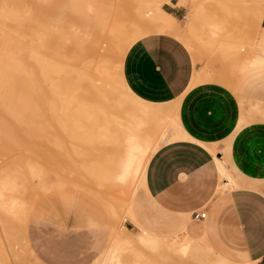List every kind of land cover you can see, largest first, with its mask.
Here are the masks:
<instances>
[{
	"label": "bare ground",
	"instance_id": "1",
	"mask_svg": "<svg viewBox=\"0 0 264 264\" xmlns=\"http://www.w3.org/2000/svg\"><path fill=\"white\" fill-rule=\"evenodd\" d=\"M45 1L48 2L51 0H0V132H2L0 134H3L6 139L8 138L7 140L9 141V144L5 142L6 144H8V146L6 145V147H9L10 145H14V146H17V148L18 146H20L23 148L26 147V149H30V150H35L39 147L41 148V146L42 147L45 146L46 141L44 143L42 142L44 141V139L45 140L47 139V143L50 145L51 142H54L53 139L51 141L50 135L57 133L56 136L58 137V132L59 134L61 133L60 135H62V133H66L64 135H66L65 138L67 139H69V136L72 137V139H69V140L64 141L62 139L59 141L60 143L61 142L67 143L66 141L70 143L69 141H71L70 144L73 145L74 149L78 147L76 143L78 144V142L79 143L83 142L84 145L83 143H81L82 146H80L79 144V146L82 148L86 144L85 140L89 139L87 140L91 142L89 144H92L93 142V144H95L98 147L99 157L96 160V162L93 164L87 163L88 166L82 165V169L86 170L85 172H83V178L87 179L89 182H92L95 184L97 183L98 185L102 187L104 186V188L106 186V187H113V188L119 187L121 188V190L126 189L127 192H129L128 195L127 193L126 195L129 197L130 196L129 194H131V197H130L131 199L129 198L123 210L131 218V220L135 223V219L133 215L132 199L136 192L137 186H141L145 184L147 169H148V165H149V162L152 156L162 146L166 145L167 143H171V142H174L180 139V135L178 132L180 130L182 131L183 128H182V125L180 124L179 117L176 116V114L175 116L172 114V111L170 110L171 107H169L170 104L166 107H163V105L161 104H154L153 102L152 103L147 102L139 98L137 95H135L130 90V88L125 82V79L122 73H120L119 71L113 73L111 71V67H110L111 62L122 63L124 46L128 45L131 42L130 37L132 36L134 37L138 34L137 30L132 28L133 32L129 33V30L127 31L129 26L124 27V22L120 23V25L118 26L116 23L115 25L117 27H115L114 30H111V26H113L112 23L110 26L111 21L108 22L106 21L107 19L103 20L104 22L106 21L105 23L106 25H107V22L109 23L108 25V27L110 26L109 30L112 31L111 32L113 34L112 38L114 37L112 43L114 42L113 45L115 46L113 47V49H111V51L109 49L110 55L106 57H103L101 55L99 56L101 58L106 59L104 60V62L101 63V65L95 64L93 61L94 60L93 56L95 57V55L99 54V48L97 47V44L95 42H97L98 46H100V43H101L100 40L105 38L104 37L105 35H103V33L101 34V29H99L100 31H98V33L96 32V30L98 29L96 30L89 29V31L84 30V32L86 33L88 32L87 34L88 38L86 37L87 35L83 33L86 39H81V40H80V37L82 33H79L77 31L80 36L78 35L79 38H76L75 35L73 37H69L68 36L69 33H64L63 31L64 33L63 37L64 36L65 37H64V40H61L63 38H60V42H61L60 45L67 44V46L65 47L61 46L60 49L65 48V50H62L65 52L64 54L63 53L61 54L59 52L57 53L56 52L57 50L54 49V51L56 50L54 53L52 49L51 51L54 53L53 54L50 51V49L52 48L54 39L48 36H50L49 33H52V34L55 33V35H57L58 32L56 31L57 34L56 32H49L45 36L46 29H47L46 27H50L49 25H56L55 22L56 20L58 21V18L56 19L57 16H60L59 19L61 20L63 18L66 19V17L69 16V18H67V21L69 20L72 21V22L69 21V23H71V26H74V24L76 26L78 23H74L73 18L70 15H66V16L65 14L62 15L63 12L59 10V8H57L56 6L52 5L51 2L48 3L49 4L48 5L47 2L45 3ZM69 1H73V0H69ZM76 1H80L78 3H83L84 5H86V7L87 5H89L90 10L92 11H95V10L101 11L102 10L101 8H100L101 10L98 7H95L97 9H92L93 7L91 8V6L100 5L99 7H101L105 0H76ZM251 1H252L251 2L252 11H249L250 12L249 19L252 21H256L258 26L262 28V30L264 31V25L262 24L264 20V0H251ZM140 2H142V5L144 7L143 11L140 10V8L142 7L141 5H140L141 7L137 6L139 5ZM235 2H238L240 4V2H243V0H235ZM123 3L124 4L128 3V5L131 4L128 0L126 1V3L125 2ZM135 3H138V4H135ZM134 4L137 6V8H139V10L136 9L137 12L139 11V13L136 12V16L134 15L135 11L133 10V3H132V6H131L132 9L129 8L130 6L128 7V9H131V11L125 9L127 7H124V13H127L125 11L127 10L128 14H124L123 21L126 18L125 21L130 22L132 15H134V18L136 19L135 22H141L143 20H159L163 24H170V23L177 24V22L179 21L175 15L166 11L158 3L151 6L149 5L150 3H147L146 0H138V1L136 0V2L134 1ZM76 6H79V5H76ZM89 7H87V12L91 14L92 12L90 13V11L88 10ZM194 7L197 13L192 16H187V21H186L187 26H193L192 24L194 23V20L196 21L199 17L202 16V13L201 12L199 13L202 7V0H196ZM74 9H77V8H74ZM107 9H104V10L107 12L108 11ZM59 11L62 12V14L60 12L62 16L59 14L57 15L55 14V12L59 13ZM103 11H101V13H97L99 14L97 16L98 21H95L96 18H93L95 16L92 17V15H95V14H91L90 17L92 18L90 17L89 18L91 21L92 19L94 21L91 22L88 18L89 23L90 22L92 24L95 23V25L96 26L98 25V27L103 26L102 19L104 18H102L101 16V14H103L102 13ZM132 11L134 13H132ZM77 12H79L78 9H77ZM85 12H86V9H85ZM106 12L105 14H107ZM52 14L55 19L51 21ZM110 15L112 16V13ZM73 17H75V15ZM76 17H77V14H76ZM86 17L84 19L87 21ZM64 19L62 21L59 20L58 22H60L61 24H64L63 22L65 21ZM250 20L248 21L251 22ZM52 22H54V24ZM131 22L133 21L131 20ZM72 23L74 24L72 25ZM90 25L88 24L87 26H90ZM195 26L196 25L193 26V29ZM103 27H102V30L104 31ZM125 28H126V31H125ZM217 28L215 26L216 30L219 29ZM90 30H92L93 32L97 34L100 33V35H96ZM215 33L219 34L220 32L216 31ZM61 34L60 35L58 34V38L59 36L62 37ZM92 34H94L95 36L92 37L93 36ZM97 36H99L101 39L100 38L98 39ZM91 37L95 38V40L97 39L98 41H95ZM108 39H111V37ZM260 40H261L262 46H264V34L263 36H261ZM58 42L59 40H57V43ZM110 42L109 44L108 43L107 44L109 46H112ZM70 43H73V44L75 43L77 45L80 43L82 45L83 43V46H84L83 48L85 49V51L84 50H81V51L85 53V57L88 58L92 56L91 60H89L90 58L89 59L82 58L83 62L85 60L86 61H85L84 72L81 74L77 72L74 68V65L71 64V60L72 59L76 60V58H72V56L70 55L74 53V52L73 53H70V52L74 51L75 48L78 49L79 45L75 48H72V50H70L69 52V49L67 47H69ZM219 47L220 48L218 49H220V53L221 51L222 52L225 51L224 54L221 53V55L222 54L224 55V56L222 55L223 58H226V59L231 58L230 61L225 59L226 61H228L229 64H231L232 63L231 61L234 60L235 58L234 57L235 54L233 52L235 50L233 49V45L229 46V50H227L228 48L227 49L223 48V45ZM236 47H237V44H236ZM66 48L68 51L66 50ZM221 48H223L224 50ZM239 50L240 48H237L238 53H240L241 50L243 49H241L240 51ZM49 51L51 52V54L48 53ZM230 54L231 56L229 57ZM241 54H243V51L241 52ZM63 55H66L68 57L67 59L70 62H66L67 61L65 59L66 57L64 58ZM69 57L72 59H70ZM222 57H220V59ZM254 58L252 57V59ZM262 58H264V56ZM60 59H63V60L60 61ZM236 59L241 60V58L239 59L236 58ZM62 61H65V63H68L70 66H68L67 64H64V62L62 64L61 63ZM237 62L241 66L240 62L236 61V63ZM263 63H264V60L255 59L251 61L250 64L253 65V67L255 66L264 67ZM230 68L232 67L230 66ZM240 68L241 67H239V71H241ZM199 72H198V75L201 73ZM202 74H205V73L202 72L201 75ZM223 75H224V72H223ZM148 99H151V98H148ZM173 103L171 105H173ZM251 105L253 106L254 104H251ZM255 113L256 115L257 113L259 115L260 114L263 115L264 108H256L254 115ZM48 114H50V116L51 115L53 116V118L51 116L52 119L57 117L55 119H57L56 121L59 122L58 123L59 125L56 123L57 126L54 125L55 123L53 124V127L52 125H48V126H51V128L58 127L56 129L61 128L60 130L61 131L63 130L62 132H60L59 130L58 132H56L57 130L53 129L55 130V132L51 134V131H52L51 129V131L48 133L50 135L47 134V127L42 123V120L47 119L46 121H48L49 118H46L49 116ZM63 118H67V119L72 118L76 120V123L72 121L69 126V123L67 121H66L67 123L63 122L64 121ZM78 120H81V121L79 122ZM84 120H88V122L90 121L87 125L88 127L87 126L85 127L83 125L85 123ZM77 121L79 122V124H81L80 126H77L78 124ZM48 122L51 123V121H48ZM72 123H74L75 125L71 126ZM96 123L98 126L99 125L101 126L102 124L103 130L101 127L100 128L103 132L100 129H98L99 127L95 125ZM96 127H98L97 129L101 133H105L106 139L105 138L103 139L102 136H100L102 137V139H100L99 135L96 136L97 134L96 132H98ZM87 128H88V132H87ZM177 128L178 130H176ZM94 132H95L94 136L99 138V139L96 138L97 139L96 141H93L94 137L92 134H94ZM78 134H83L84 141L83 139H81V137H79ZM87 136H89V138H87ZM46 137H48L50 140ZM60 137H63V135L59 136V138ZM75 137L76 138L79 137L80 139L76 143L74 141L76 140ZM98 140H102V141H98ZM0 142H2V140ZM72 142H74L77 147H74V143ZM96 143H98V145L107 144L109 147L104 146V145H103L104 147L103 146L101 147V146H98ZM92 145H87V147L88 146L92 147ZM14 146H12V148ZM63 146L64 145H62V148H64ZM96 146L94 147L93 151H95V148H97ZM90 147L85 148V150L87 149V151H89L88 149H90ZM47 148H48L47 150H49V148L51 147H47ZM6 149H3V150L6 152ZM8 150H11V149L8 148ZM51 150L52 149H50L49 151ZM85 150L84 152L81 151L80 153H77V154H79V156L81 155L84 158L85 156L84 153L86 152ZM67 151L69 152V150ZM215 151L216 150L214 149V152ZM47 152L48 151H46V153ZM0 153L2 154V151H0ZM9 153L10 152H8V154ZM11 154H13V152H11ZM18 155H16V159H18L17 161L13 159L16 162H14L13 160L10 161V162L15 163L14 165L11 163V165L14 166V167H11L12 169H8L6 171H5L6 168H4V170L0 169V171L1 170L3 171V172H0V245H1L0 248L2 250V253H4L6 252L5 250L7 249L6 248L7 246L12 247L19 241L25 240L24 245H26V248L30 251V253L34 257L32 255L31 256L39 261V259L35 256V254H33V251L29 249L28 242L26 243L27 240L25 238V233L27 230L26 228H27L28 219L31 215L30 214L31 202H32V198L34 197L32 195V192H29L30 191V181L33 178H35V176H41L42 172L40 171L42 170L41 169L38 170L37 168L38 166L35 167V165L34 166L31 165L29 166V168L28 166H26L28 168L27 172H25L26 170L23 172L22 165L23 167H25L24 164L26 163V161L24 163L23 162L24 160L22 161L19 158L20 156L22 158V155H19V157L17 158ZM62 155L61 154L59 155L62 157V159H59L60 161L64 159ZM89 155L90 153L88 154V156ZM53 156L51 157L53 158ZM68 156L70 157L71 154H69ZM72 157L73 156H71L68 159L71 160ZM68 159L66 158V160ZM10 162L7 164V166L10 164ZM217 162H218V166H219V170H220L222 178L229 179L228 184H226L227 183L226 182L224 185H222L221 190H219L218 193H222V191H227L235 187H239L242 182L237 180L234 177L231 170L226 166V163L218 158H217ZM87 171L89 172V174L87 176H84ZM43 183H45V181H43ZM74 183H77V182H75L74 180ZM83 183L85 182L83 181ZM89 186H86V187L88 188ZM255 187H258V186H255ZM87 190L89 191L91 189H87ZM111 199H114V197ZM116 206L118 207L120 205H116ZM116 215L117 213L115 212L113 216H116ZM121 228L122 230H119L121 232L118 233L116 226L113 227V230L111 233L113 237H110L113 240H112L111 246L109 245L110 248L108 249L106 255L102 258V264H129V263L130 264H192L191 263L192 261L189 263L187 262V260L185 261L184 259L189 258L193 260L194 263L196 262L198 263V262H203L206 259L211 258V255H213L214 253V251H212L211 247L207 244L206 241H203L204 245H202L200 242L197 243L193 240H188L187 238H180L178 234L171 236V237H168V236L161 237V236H157V235L147 232L148 230L147 231L140 230L139 232L134 234L132 233L131 229H129L126 225H122ZM20 237L22 238L21 240H19ZM24 250H25V247H24ZM145 250H150L153 252V254L151 256L146 255ZM3 256L4 254L1 257ZM127 257L130 259L129 263H126V260H125ZM177 257L180 259L177 260L176 259Z\"/></svg>",
	"mask_w": 264,
	"mask_h": 264
},
{
	"label": "crops",
	"instance_id": "2",
	"mask_svg": "<svg viewBox=\"0 0 264 264\" xmlns=\"http://www.w3.org/2000/svg\"><path fill=\"white\" fill-rule=\"evenodd\" d=\"M179 1L166 7L180 19L185 6ZM198 71L188 47L171 34L148 35L125 56L122 73L130 90L154 104L178 102L183 128L180 139L149 162L141 185L146 200L133 202L135 225L171 237L176 226L194 222L221 262L264 264V116H243L237 97L219 82L192 85ZM217 158L227 162L239 187L218 193L229 179L222 178ZM205 209V219L196 217ZM80 217L33 214L28 233L37 256L46 264H90L103 254L109 232L102 215Z\"/></svg>",
	"mask_w": 264,
	"mask_h": 264
},
{
	"label": "rangeland",
	"instance_id": "3",
	"mask_svg": "<svg viewBox=\"0 0 264 264\" xmlns=\"http://www.w3.org/2000/svg\"><path fill=\"white\" fill-rule=\"evenodd\" d=\"M126 1H124V0H105L103 5L101 4L102 5L101 7H99L100 5H96V6L92 5L91 6V8L93 7L92 9H97L95 7H98L99 9L101 8L102 9V10L100 9L101 11L108 8L107 12L104 10L107 14H105V12L103 11L102 12L103 14H101V16H102V18H104V19H102V21L106 20V19H107L106 21H108V22L111 21L110 26H111V23L114 26V28H113V26H111V30H114L115 27L120 25V23L124 22V27L129 26V28L127 29V31L129 30V33L133 32V29L137 30V32H138V34L136 36L130 37L131 42L128 45L124 46L122 63L111 62L110 67H111V71L113 73H115L117 71L122 73L123 62H124L125 56H126L127 52L129 51V49L132 47V45H134L136 42H138L142 38H144L148 35H151V34H156V33L171 34V35L175 36L176 38H178L179 40H181L188 47V49L192 53L195 61L199 64L200 72L205 73V74L201 75V73L198 71L200 74L198 75V72H197V74L194 78L193 85H195L196 83H199L200 81L203 82V81H209V80L219 82V83L225 85L237 97L239 104H240L241 112L243 113V116H245V117H248L250 115H254L256 108H264V107H262V106H264V67H262L261 65H260L261 67H259V66L253 67V65L250 64L251 61H253L255 59L264 60V58H262L264 56V52H263L264 46H262L261 40H260L261 36H263V34H264V31L262 30V28H260L258 26L256 21H252L249 19V17H250L249 11H252V6H251L252 1L251 0H243L244 3L240 2L241 5L238 2H235V0H202V7L199 11V13L200 12L202 13V16L199 17L196 21L194 20V23L192 24L193 26L196 25L194 27L195 30L193 29V26H187L186 21H187V16H192V15L197 13L195 10V7H194L196 0H185L182 3H180L181 0L179 1V5L185 6V11L182 13V17L180 19L177 18L179 20L177 22V24H172V23L163 24L159 20H143L141 22H135L136 19L134 18V15L136 16V12H137L136 9L139 10V8H137V6L141 5L142 7L141 6L140 7L142 9L140 8V10L141 11L144 10L142 2H140L139 5L136 6L135 4H138V3L134 4V1L136 2V0H134V1L128 0L131 3V4L129 3L130 5H128V3H126ZM146 1H147V3H150L149 5H151V6L158 3L166 11H168L166 4L171 3L172 0H146ZM46 2L47 1H45V3ZM50 2L52 3V5L56 6L57 8H59V10H61L63 12V14L61 11H59V13L55 12L56 15L57 14H59V15L65 14V16L70 15L73 18L74 23H78L76 26L74 23H72V25L74 24L75 27L71 26V23H69V21H71V20L67 21V18H69V16H67L66 19H64L63 17L62 18L68 23L63 21L64 24H61L58 21L59 20L62 21L63 19L62 20L59 19L60 16H57V17L55 16L56 19L58 18V21L56 20V22H57V23L55 22L56 25H49L50 27H46L47 29H46L45 36L49 32H56L57 31L59 35L62 33L61 34L62 37L59 36V38H58L57 32H56L57 35H55V33L54 34L49 33L50 36H48V37H51L54 39V43H53L50 51L52 49H53L52 51H54V49H56L57 51L56 50L55 51L57 53L59 52L61 54L62 53L64 54L65 51H62V50H65V48L60 49L61 46L62 47L67 46V44L60 45L61 44L60 38H63L61 40H64V37H65V36L63 37L64 33H69L68 34L69 37H73L75 35L76 38H79V36H80L78 34V32L82 33V35L80 37V40H81V39H86V37L88 38V35H87L88 32L86 33V32H84V30L89 31V29H94V30L98 29V30H96V32L98 33V31H100L99 29H101V34L103 33V35H105L104 37L107 39H105V38L101 39L99 36H97L98 39L99 38L101 39L100 40L101 41L100 46H98V43L95 42L97 44V47L99 48V54L95 55V57L93 56L94 63L101 65V63L104 62V60H106V59L101 58L99 56L101 55L103 57H106V56L110 55L109 49L111 51V49H113V47L115 46V45H113L114 42L112 43L114 37L112 38L113 34L111 33L112 31L109 30L110 26L108 27V25H109L108 22L106 25L105 24L106 21L105 22L103 21L102 25L104 27L103 26L98 27V25L96 26L95 23L94 24L91 23L92 21H94L93 19H92V21L90 20V18H92L93 16H95L93 18H96L95 21H98L97 16L99 14H97V13H101V11H97V10L92 11V10H90L89 5H87V7H89L88 10L90 11V13L92 12L91 14H95V15H92V17H90L91 14H89V12H87L86 5H84L83 3H78L80 1H76V0L75 1L74 0L73 1L51 0V1H48L47 4ZM72 2H74V3H72ZM123 2H125L126 4H124ZM132 3H133V10L135 11V13L132 11V13H134V15L131 16V19L129 17L130 22L125 21L126 18L123 21L124 14H128L127 10L131 11ZM75 4L79 5V6H76ZM243 4H244V6H243ZM52 5H51V7H52ZM81 6L82 7L85 6V7L82 8ZM102 7H104V8H102ZM124 7H127V8H125V9H127V10H125L127 13H124ZM128 7L131 9H128ZM74 8H77L79 12H77V9H74ZM242 8H244V9H242ZM53 9H55V8H53ZM85 9H86V12H85ZM240 10H241V12H240ZM60 12H61V14H60ZM83 13H85V14L87 13V14L85 15ZM109 13L110 14L112 13V16ZM137 13H139V11ZM76 14H77L78 18L76 17ZM74 15H75V17H73ZM52 16H53V14L51 15V21L53 19H55L54 16L53 17ZM71 17H70V19H71ZM85 17L87 18V21L84 19ZM74 18H75V20H74ZM88 18L91 21L90 23H89ZM111 18H112V20H111ZM131 20L133 22H131ZM248 20H250L251 22H249ZM52 23L54 24V22H52ZM86 23H87V25L88 24L89 25L91 24V25L87 26ZM116 23H117V26L115 25ZM96 24H98V23H96ZM262 24L264 25V20H263ZM99 25H101V24H99ZM79 26H81V27H79ZM215 26H216V28L218 27L219 29L217 28L218 30H216ZM55 27H56V29H55ZM102 27H103L104 31L102 30ZM107 27H108V29H107ZM189 28H190V30H189ZM71 30H73L74 32ZM63 31H64V33H63ZM81 31H83V32H81ZM90 31H92V30H90ZM125 31H126V28H125ZM216 31L220 32V33L217 34V33H215ZM252 31H253V33H252ZM83 33L87 36L85 37V35H83ZM93 33L96 35H100V33L99 34H97L95 32H93ZM106 33H107V35H106ZM214 33L217 35H215ZM94 34H92L93 35L92 37L95 36ZM110 34H111V36H110ZM109 36L111 37V39H108V38H110ZM124 36H125V34H124ZM48 37H46V38H48ZM92 39L95 40V38H92ZM55 40H56V42H55ZM57 40H59L58 43H57ZM95 41H98V40L96 39ZM104 41L105 42L107 41V42L105 43ZM109 42L112 46L108 45ZM230 44L233 45V49L235 50V51H233L235 54L234 55L235 58L233 57L235 62H234V60H232L231 64L228 63V61H230L231 58L226 59V58L222 57V55L225 53V51L224 52L221 51V53H223L221 55L220 49H218V48H220L219 46L223 45V48H225V49L228 48L227 50H229V46H232ZM236 44H237V47H236ZM241 44H243V45H241ZM78 45L75 43L74 44L70 43V45H69L70 48L69 47H67V48L69 49V52H70V50H72V48H75L77 46L79 47L78 49L75 48L76 51L74 50V51L70 52V53H73V52L75 53V54L73 53L70 55L72 56V58H76V60L75 59L73 60L72 58H70L71 56L69 58L72 59L71 64L74 65L75 70L81 74L84 72V69H85V61L86 60L83 62V59H89L90 58L89 60H91L92 56L86 58L85 53L83 51H81V50L85 51V49L83 48L84 47L83 43H82V45H81V43ZM67 48H66V50H67ZM223 48H221V49H223ZM237 48H240V50L243 49V50H241V52L243 51V54H241V52L238 53ZM255 50H257L260 53H258ZM50 51L48 52L49 54H51V52H52V51L51 52ZM55 51H54V53H55ZM45 52H47V51H45ZM256 52H257V54H256ZM82 53H84V54H82ZM239 54H240V56H239ZM66 55H63L64 58L66 57L65 59L67 61L66 60L65 61L70 62L67 59L68 55L67 56ZM74 55H75V57H74ZM77 56H78V58H77ZM230 56H231V54L229 55V57ZM232 56H233V54H232ZM220 57H222V58L220 59ZM252 57L253 58L255 57V58L252 59ZM236 58H238V59L241 58V60H237ZM225 59L228 61H226ZM61 60H63V59H60V61ZM65 61H62L61 63L63 64V62H64V64H67L68 66H70L68 63H65ZM236 61H239L241 66L239 65L238 62H237L238 63L237 64ZM87 62H88V60H87ZM89 63H91V62H89ZM228 64L232 68H230V66ZM247 65H248V67H247ZM239 67H241L240 68L241 71H239ZM223 72H224V75H223ZM221 73H222V75H221ZM227 73H229V74H227ZM122 75H123V73H122ZM195 79H196V81H195ZM242 86H245L247 88L246 92H241ZM258 101H259V103H258ZM175 103H177V104H175ZM175 103H173V105H171L172 103H167L166 105L161 104V105H163V107H166L170 104L171 106L169 105V107H171L170 110L172 111V114L174 116H175V114H176V116H178V112H177L178 102H175ZM251 104H254V105L252 106ZM172 106H173V108H172ZM48 115H47L48 117H46V118H49L48 121H51V123L53 122L52 124L50 122L46 121L47 119L42 120V123L47 127V134L51 131V129L53 131V132L51 131V134L54 133L55 130H57L56 132H58V130L60 132H62L63 130L61 131L60 130L61 128L56 129L58 127L54 126L55 128H51V126H48V125H52V127H53L54 123H55L54 125H56V123L57 124L59 123L56 121L57 119H55L57 117H55L54 118L55 120H54V119H52L53 118L52 115H51L52 118H51L50 114H48ZM255 115H256V113H255ZM257 115L259 116L258 113H257ZM262 116H264V114ZM63 120H64L63 121L64 123L67 121L69 123V126H70V123L72 121H74L76 123V120H74L72 118H70V119L63 118ZM78 121L80 122L81 120H78ZM79 122H78L77 126L81 125V124H79ZM84 122L85 123L83 125L86 127L90 121L88 122V120H84ZM72 125L74 126L75 124L72 123L71 126ZM95 125H97V123ZM98 127H96V129L98 128L101 130V128H102V130H103L102 124H101V126L99 125ZM53 129H55V130H53ZM98 129H97L98 132H96L97 133L96 136L99 135L100 139H102V137H103V139L104 138L106 139L105 133H101ZM176 130H178V128ZM87 132H88V128H87ZM104 132H105V130H104ZM0 133H2V132H0ZM56 134L57 133H55L53 135L48 134V135H50L51 141L53 139L54 142H51L49 145L47 143V139L46 140L44 139V141H42V142L44 143L46 141L45 146H43V147L41 146V148L39 147L35 150L26 149V147L23 148L20 146H18V148H17V146H14V145H10L9 147H6V145L8 146V144H9V141L7 140L8 138L6 139L3 134H0V141L1 140H2V142L4 141L3 143L0 142V145L3 144V145H1L2 147L0 146L1 147L0 151H2V154L0 153V169L4 170V168H6L5 171L8 169H12L11 167H14L13 165L15 163L10 162V161H12L13 159H15L17 161L18 159H16V155L19 154V155H22L23 159L21 158V156L19 157V155L17 156V158L19 157L22 161L24 160L23 161L24 163L26 161V163L24 164L25 167H23V165H22L23 172L25 170H26L25 172H27L29 166H31V165H33V166L35 165V167L38 166L37 167L38 170H40V169L42 170V171H40V172H42L41 176H35L36 179L33 178L32 179L33 182H32V180L30 181V191L29 192H32V195L34 197L32 198L31 212H30L31 215L28 219L27 228H26L27 230L25 233V238L27 240L26 243L28 242L29 249H31L33 251V254H35V256L39 259V261L37 259L33 258L34 256L26 248V245H24L25 240H21L22 238L20 237L19 240H21V241H19L16 244L14 242L15 245L12 247L7 246L6 247L7 249L5 250L6 252L2 253V250L0 248V264H42V263L46 264L35 253L34 248H33L31 241H30L29 233H28V224H29L30 218L36 212H43L46 214H51V215L59 216L62 218L67 217V218H71V219H75V220H77L80 216L83 217L84 215H87V214H90L93 212H96L97 214L102 215V218L108 227L109 239H108L107 246L105 248L106 250L103 252V254L101 253L102 255L100 254L101 256L99 255L90 264H102V258L106 255L108 249L111 246L112 240H113L110 237H113L111 233H112L114 226H116L118 233L121 232L119 230H122V228H121L122 225H126L129 229H131L132 233H134V234H136L137 232L140 231V229L138 227H136L135 223H133L131 218L123 210L125 208V204L127 203L129 198L131 197V194H129L130 195L129 197L127 196L129 192H127L126 189L121 190V188H119V187L113 188V187H106V186L104 188V186L102 187V186L98 185L97 183L95 184V183L89 182L87 179L83 178V172H85L86 170L82 169V165L88 166L89 163L93 164L96 162V160L99 157L98 156V154H99L98 147L95 144H93V142H92L93 145L89 144L91 142L87 141V140H89V139H87V140H85V143H86L85 146L86 147L83 146L81 148L80 146H82L81 143H83V142L80 141L81 143H79L78 141L80 140L79 137H81V139H83L84 136H83V134H78L79 137H77V138L75 137L76 140H74L75 138L73 139L75 141V143L78 142V144L76 143V145L78 147L75 145L74 142H72V143H74V147H77L74 149L73 145L70 144L71 141H69L70 143H68V141H66L67 143L61 142L62 144L59 141L62 139L64 141L69 140V139H72V137L69 136V139H67V138H65L66 135H64L66 133H62L64 138L60 137L61 138L60 139L59 136H62V135H60L61 133L59 134V132H58V137L56 136ZM92 135L94 137L93 141H96L97 139H99L98 137L94 136L95 132ZM52 136H53V138H52ZM100 136H102V137H100ZM93 137H92V139H93ZM46 138H48V137H46ZM87 138H89V136H87ZM90 138H91V136H90ZM55 141L59 142L61 145ZM83 141H84V139H83ZM98 141H102V140H98ZM5 142H7L8 144H6ZM79 144H80V146H79ZM96 144L98 145V143H96ZM62 145H64L63 146L64 148H62ZM83 145H84V143H83ZM87 145H92V147L88 146V147H90V149H88L89 151H87V149L85 150V148H88ZM94 145L97 147V148H95V151H93L94 147H95ZM103 145L100 144L98 146L102 147ZM12 146H14V147L12 148ZM104 146L109 147L107 144ZM47 147H51V148H49V150L50 149H52V150L51 151L47 150L48 149ZM8 148L11 150H8ZM21 148L24 150H22ZM3 149H6V152L8 151L10 153L9 154H8V152L6 153ZM40 149H41V151H40ZM99 149H100V147H99ZM38 150H39V152H38ZM67 150H69V152ZM84 150L86 152L84 153L85 156L83 155L84 156V158H83L81 155L79 156V154H77V153H80L81 151L84 152ZM46 151H48V152L46 153ZM11 152H13V154H11ZM57 153L59 155L63 154L62 156L64 159L62 161L59 160V159H62V157L59 156ZM89 153H90V155L88 156ZM67 154L68 155L71 154V156H73L71 160L68 159L71 156L69 157ZM51 156H53V158ZM64 156H66V157H64ZM66 158L68 160H66ZM87 159H89V160H87ZM74 160H76V161H74ZM16 161H14V162H16ZM9 162H10V164L7 166V164ZM11 163L13 165H11ZM26 164H28V165H26ZM26 166H28V168ZM78 168H79V170H78ZM86 169H87V167H86ZM2 170L0 172H3ZM65 170H66V172H65ZM88 174H89V172L87 171L84 176H87ZM79 175H80V177H79ZM53 180H55V181H53ZM74 180L77 183H74ZM43 181H45V183H43ZM79 181L81 184L79 183ZM83 181L86 184L83 183ZM137 183H136V185H137ZM86 186H89V187L87 188ZM87 189H91V190L88 191ZM93 190H95V191H93ZM126 193H127V195H126ZM107 195H109V196H107ZM113 197H114V199H111ZM138 199L142 200V201L146 200L144 189L141 186H137V189H136V192L133 196L132 202H134ZM115 204L120 205L122 207H120V206L117 207ZM113 210H114V212H113ZM115 212L117 213V215L113 216ZM204 212H207V210L205 209ZM176 227H175V231H178L177 234L180 236V238H187L188 240H193L197 243L200 242L202 245H204L203 241L205 240V241H207V243L211 246L212 250L214 251L213 256L209 259H206L203 262L194 263L193 260H191L189 258H187V259L185 258L184 259L185 261L187 260V262H189V263L192 261L191 262L192 264H225V263L221 262L220 259L218 258L219 252L213 248L208 237L206 236V239H204L203 235L199 232V230H197L198 228H197L196 223L191 222L190 224L187 225L186 229L188 228L190 230L189 232H186L185 231L186 229H183V228H185V224L182 226V228H180L178 230H177L178 227L177 228ZM0 247H1V245H0ZM24 247H25V250L27 249L26 251L24 250ZM145 251H146L145 252L146 255L151 256L153 254V252L150 250H145ZM24 252H26L27 254ZM3 254H4V256L1 257ZM127 258L125 259L126 263H129L130 259L129 258L127 259ZM176 259L179 260L180 258L177 257ZM40 262H42V263H40ZM236 264H240V263H236ZM243 264H248V263L243 262Z\"/></svg>",
	"mask_w": 264,
	"mask_h": 264
},
{
	"label": "built area",
	"instance_id": "4",
	"mask_svg": "<svg viewBox=\"0 0 264 264\" xmlns=\"http://www.w3.org/2000/svg\"><path fill=\"white\" fill-rule=\"evenodd\" d=\"M196 217L201 218V219H205L207 217V212H202L200 214H196Z\"/></svg>",
	"mask_w": 264,
	"mask_h": 264
}]
</instances>
